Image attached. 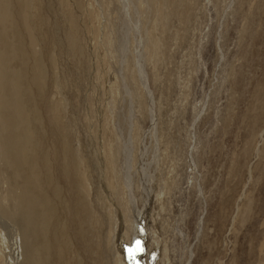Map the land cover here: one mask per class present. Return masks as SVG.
Segmentation results:
<instances>
[{"label": "rangeland", "instance_id": "1", "mask_svg": "<svg viewBox=\"0 0 264 264\" xmlns=\"http://www.w3.org/2000/svg\"><path fill=\"white\" fill-rule=\"evenodd\" d=\"M123 1L28 0L30 30L6 3L0 49L28 48L22 84L47 75L25 94L38 196L70 247L43 250L31 171L0 140V264H135L139 229L143 264H264V0Z\"/></svg>", "mask_w": 264, "mask_h": 264}, {"label": "bare ground", "instance_id": "2", "mask_svg": "<svg viewBox=\"0 0 264 264\" xmlns=\"http://www.w3.org/2000/svg\"><path fill=\"white\" fill-rule=\"evenodd\" d=\"M7 2H8V0H0V7L2 5H4L3 10L1 11L0 19L3 20V22H4L3 25H5V28L2 27V29H4L5 31H7V28L9 27V25L11 24V21L13 20V19H11V16H10V10H9L10 3L8 5V4H6ZM22 5H23V3H22ZM31 6H30L28 0H24V7H23V13L21 15V19H22L21 21H23V26H24V28H26V30H30L31 21L33 19L31 17V14L29 13L30 12L29 9L31 10ZM12 15H14V13ZM7 22H9L8 25L6 24ZM33 34L30 35L29 40L31 42V45H33V47H34V43L36 42L37 37H35ZM27 35H28V32H27ZM26 49H28V48L24 49V43L20 39H19V41H14V42L9 41V40H5L3 49L2 50L0 49V51H1V53H0V140H1V144L3 146V150L5 151L6 157L9 160L11 158L10 152L8 153V149H7V148H9V150L11 151L12 157H13V161L16 164V166H19V167L26 166L30 169L29 171H31L32 176H30V178L28 179L29 180L28 184L31 183L32 191H31V193L27 192V193H24L21 195V198L24 199V203H25V206L23 205V207H22L23 211H24L23 216H26L28 218V215H29V218L33 220L36 217L35 215H37L36 212H37L38 208L41 209L42 214L39 215V220H40L39 223L41 224V227H42V233L46 237V241L43 245V250L46 253L50 254L51 256L53 255L55 257L57 252L61 253L62 251H64L66 248H68L70 246H68L66 240L64 239V237H63L64 235H63L61 229L57 230V227H56V228H54L56 230L51 232L50 229L52 227V224L47 221V218L50 216V211H51L52 206H51L49 201L45 200V196H43L41 194L38 196V183L37 182L39 179L36 176L37 175L36 169H37L38 159L40 160V163H41V159H40L39 153L37 154L38 151L36 150L39 144L38 143L36 144L34 142L35 134H37L35 129L39 125V121L37 122V112L38 111L34 107V105H33L32 109L28 108V106L26 105V102H30V98L32 97L28 93L27 83L33 82L34 83L33 85H35L38 88L37 90L40 92V91H42L43 87H45V85H46L45 84V78L47 77V75L45 74V71L42 69V67L44 68V66L42 65V67H41L42 70L40 71V68H36V62H35L34 67L33 68L31 67L33 70H35V71H33L34 72V80H30L28 77V72L27 73L25 72L26 74L24 76L23 84H22L20 75H21V71H23V70H21L22 69L21 67H28L27 59L25 62V57L28 56V55L26 56V52H25ZM36 50H37V48H36ZM32 52L36 53L35 51H32ZM38 55L36 54V56H38ZM13 60H17L19 62L18 67H11ZM42 61L43 60H41L40 62H42ZM40 62H38V64ZM137 63H138L136 66L137 74L143 80H146L148 74H147V70L145 68V65L143 64L144 65L143 66L138 61H137ZM39 66H41V65H39ZM19 68H21V69H19ZM29 69H30V66L28 67V70ZM29 71L31 72V70H29ZM25 84H26V86H25ZM26 93L29 94L28 95L30 97L29 99H28V97L27 98L25 97ZM146 93H148V92L146 91ZM15 95H16V98H15ZM37 96H38V94H37ZM37 96H36V98H37ZM147 97H148V102H149V109L148 110L150 112H152L153 104L151 101V97L150 96H147ZM35 104H37V103H35ZM35 106L37 107V105H35ZM1 113H5V115L7 116V121H8L7 123L2 122V118H1L2 114ZM150 117L152 119L151 121H152V125H153L151 127L154 128L155 115H151ZM7 124H9V126H7ZM2 133H4V135H6V136H4L6 138L1 139ZM139 212H140V210H139ZM142 217H143V214H142L141 218ZM25 220H27V219H25ZM140 232L141 231L139 229V231H137V234L135 236L136 239H134V243H133L134 247H135L136 241H141ZM38 235H40V234H38ZM31 259H32L31 261L34 264H35V260H37L38 262L41 261L42 260L41 249H38L35 252L33 258H31ZM135 262H136L135 264H143L141 252H138L135 255Z\"/></svg>", "mask_w": 264, "mask_h": 264}, {"label": "snow or ice", "instance_id": "3", "mask_svg": "<svg viewBox=\"0 0 264 264\" xmlns=\"http://www.w3.org/2000/svg\"><path fill=\"white\" fill-rule=\"evenodd\" d=\"M143 251V248H142V245H141V242L140 241H136L135 242V247H130L128 249V252H129V258L130 259H135V255L138 253V252H141Z\"/></svg>", "mask_w": 264, "mask_h": 264}]
</instances>
